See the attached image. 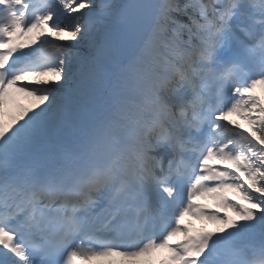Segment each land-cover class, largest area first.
Returning a JSON list of instances; mask_svg holds the SVG:
<instances>
[{"label":"snow or ice","instance_id":"obj_1","mask_svg":"<svg viewBox=\"0 0 264 264\" xmlns=\"http://www.w3.org/2000/svg\"><path fill=\"white\" fill-rule=\"evenodd\" d=\"M258 85L264 0H0V264H264Z\"/></svg>","mask_w":264,"mask_h":264},{"label":"rangeland","instance_id":"obj_2","mask_svg":"<svg viewBox=\"0 0 264 264\" xmlns=\"http://www.w3.org/2000/svg\"><path fill=\"white\" fill-rule=\"evenodd\" d=\"M19 103L20 104H22V105H24V106H26L27 107V105H26V103L24 102V100L22 99V98H19ZM9 118H11V116H9ZM233 119L234 120H238L239 121V123H241L242 124V122H243V120H240L239 118H236V117H234V115H233ZM215 206V201L213 200V207ZM198 220V222H200L202 225H207V224H209L210 223V221H207L206 219L205 220H201V219H197ZM109 259L111 260V261H115V262H123V263H125V264H140V262L141 263H143V264H156L155 263V259H152V256H149V255H146L143 259H144V261H140V260H138L137 258H135V259H127V258H123V257H121V258H117V257H112V258H102L101 259V261L103 262V263H105V264H109Z\"/></svg>","mask_w":264,"mask_h":264},{"label":"bare ground","instance_id":"obj_3","mask_svg":"<svg viewBox=\"0 0 264 264\" xmlns=\"http://www.w3.org/2000/svg\"><path fill=\"white\" fill-rule=\"evenodd\" d=\"M20 98H22L24 100V102L26 103L27 106H31V101L29 99L24 98L22 96ZM6 116L9 118L10 115H6Z\"/></svg>","mask_w":264,"mask_h":264}]
</instances>
